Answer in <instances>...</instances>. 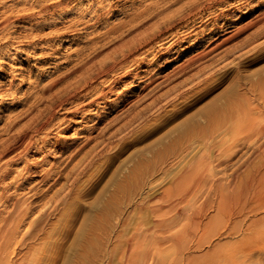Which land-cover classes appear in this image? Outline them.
Masks as SVG:
<instances>
[{
	"label": "rangeland",
	"instance_id": "rangeland-1",
	"mask_svg": "<svg viewBox=\"0 0 264 264\" xmlns=\"http://www.w3.org/2000/svg\"><path fill=\"white\" fill-rule=\"evenodd\" d=\"M229 105L264 128V0H0V139L47 122L5 166L0 193L40 207L0 235V264H264V181L217 214L184 177L224 183L264 161L251 132L210 147L208 119Z\"/></svg>",
	"mask_w": 264,
	"mask_h": 264
},
{
	"label": "bare ground",
	"instance_id": "bare-ground-1",
	"mask_svg": "<svg viewBox=\"0 0 264 264\" xmlns=\"http://www.w3.org/2000/svg\"><path fill=\"white\" fill-rule=\"evenodd\" d=\"M262 18V15H261ZM181 20V19H180ZM178 22V21H177ZM121 23V22H120ZM122 24V23H121ZM172 24H173V20H168L165 18H162L160 20V22L158 23L157 26V30L158 32L162 33V32H167L172 28ZM176 25V24H175ZM118 26V25H117ZM118 28V27H117ZM150 39H152L151 36H147L145 38H143V40H139V43L144 41H150ZM227 41V39H226ZM135 45V44H134ZM134 45H127L124 46V48L121 49L120 54L122 57V60L125 59L134 49ZM141 46V45H140ZM218 47V46H216ZM215 47V48H216ZM119 57V56H118ZM116 58V57H115ZM120 59V58H119ZM113 63V62H112ZM116 63V61H115ZM87 65V64H86ZM111 65V64H110ZM109 66H107L106 68L108 69ZM113 65V64H112ZM93 68H95V64L87 66V70L85 71V74H87V77L85 75L82 76L81 79H79L76 83V85L74 87H72L73 92L78 91L80 88H83L85 85H87L88 81H90L91 79H93L94 77V70ZM113 67L111 66V69ZM101 69V68H100ZM108 71V70H107ZM102 72V71H101ZM96 75V74H95ZM66 89V88H65ZM59 92V91H58ZM60 94V93H59ZM63 94V93H62ZM52 98V97H51ZM53 100V99H52ZM62 101V100H61ZM62 103V102H61ZM234 104V103H232ZM237 104V103H235ZM242 104V103H241ZM231 105V104H230ZM229 105V106H230ZM256 105V104H255ZM258 105V104H257ZM49 106V105H48ZM227 107L224 115L222 116L224 119L222 122H220V116L218 114H214L212 117H210L208 119L209 121V125L211 128V134H216L218 136H222L217 142H211L210 143V147L213 149L216 148H220L222 147L226 141H224L226 138V140L228 141V138H236L238 139L240 136H242V139H247V132H251L253 133V137L255 136L254 134H256L258 137H262L264 136V128H259L255 129L253 128V125L251 126L250 123L248 126V121L251 119V115L250 117L246 116V110L245 107H238L236 105L234 106H230ZM254 109V107H252ZM251 109V108H250ZM257 109H255L256 111ZM259 112H260V108H258ZM249 111V110H248ZM251 111V110H250ZM37 112V111H36ZM35 112V113H36ZM40 112V111H39ZM43 113V112H42ZM252 113H254V110L252 111ZM257 112H255V116ZM41 112L39 114H35L33 117H31L27 124L22 127L20 130H16L13 132V134L6 140H1L0 139V191L1 190H5L7 189V185L9 186L10 183H8V181L6 182L7 179H9V176L14 172V170L6 168L7 165H15V163L19 160H23L22 155L27 153V148L26 145H29L27 143H29L28 140H30L31 134H38L40 133V131L43 129L45 123H47L46 121H44L41 117ZM43 115V114H42ZM221 115V113H220ZM226 115V116H225ZM51 116V115H50ZM219 116V125H217L218 123H216V125H214L215 120L218 119ZM259 117V116H258ZM257 117V118H258ZM256 118V119H257ZM255 119V118H254ZM261 119V117H260ZM259 119V120H260ZM207 121V122H208ZM252 121V120H250ZM255 121V120H253ZM257 121V120H256ZM262 121V119H261ZM259 121V122H261ZM206 123V122H205ZM257 123V122H256ZM203 125V124H202ZM206 125V126H207ZM257 125V124H256ZM261 126V125H260ZM204 127V126H203ZM257 127V126H255ZM5 128V127H4ZM208 129V127H207ZM222 129V131H221ZM6 130V129H5ZM201 130V129H200ZM205 130V129H204ZM203 130V131H204ZM202 131V133H203ZM8 132V131H7ZM206 132V130L204 131ZM193 134V133H191ZM197 134V133H196ZM205 134V133H204ZM246 134V135H245ZM250 134V133H249ZM195 135V134H194ZM198 135V134H197ZM239 135V137H237ZM199 136V135H198ZM246 136V137H245ZM211 137V136H210ZM251 137V136H250ZM223 138H225L223 140ZM211 139V138H209ZM241 139V140H242ZM252 139V137H251ZM240 140V141H241ZM248 140V139H247ZM256 140V139H255ZM246 141V140H245ZM254 141V140H253ZM241 142H244L243 140ZM252 142V141H251ZM255 142V141H254ZM218 143V145H217ZM258 143V142H257ZM244 144V143H243ZM251 144V143H250ZM217 145V146H216ZM258 145V144H257ZM24 147V148H23ZM262 147V146H261ZM254 148V147H253ZM260 148V147H259ZM258 148V149H259ZM211 150V149H210ZM209 150V151H210ZM219 149H216V151L218 152ZM222 150V149H221ZM260 150H262L260 148ZM208 151V150H207ZM206 151V152H207ZM208 151V152H209ZM253 151V150H252ZM259 151V150H258ZM80 151H75V153H73L70 157H68L69 159L74 158L76 155H78ZM205 152V151H204ZM207 152V153H208ZM220 152V151H219ZM218 152V153H219ZM222 152V151H221ZM220 152V153H221ZM255 152V151H254ZM260 152V151H259ZM23 153V154H21ZM206 153V154H207ZM210 153H214L213 151ZM13 155L11 158H9L8 160H5L4 162H1V160L3 159V157L7 156V155ZM204 153V156L206 155ZM208 155V154H207ZM255 155V154H253ZM252 155V156H253ZM258 155V154H256ZM203 156V157H204ZM245 156V155H244ZM251 156V155H250ZM243 157V155H242ZM257 157V156H255ZM248 158V157H247ZM258 158V157H257ZM264 159V158H262ZM259 160V162L262 161ZM239 160V159H238ZM255 160V159H254ZM258 160V159H257ZM24 161V160H23ZM237 161V160H236ZM239 162V161H238ZM246 162V161H245ZM19 163V162H18ZM224 163V164H223ZM229 162L227 161V163L225 164V162H220L218 163V166H221L222 164L225 165L226 167H228ZM230 164V163H229ZM237 164V163H236ZM243 164V163H242ZM255 164V163H254ZM259 164V163H258ZM253 165L251 167H249L250 169H248V173L246 175V178L241 179L239 174L235 173L233 175H231V178H229L227 180V182L225 183H219L217 181V183H214L213 179H209L210 176H202L199 177L197 179H195L194 176H192L191 174H187L186 176H184L185 178H187L188 180H192L193 183L197 184V185H202L203 187H206L207 193H206V199H212V203L216 202V212L217 214H221L223 212L226 211V207H228L230 204L233 203H237V201L239 200L240 197V189H244L245 187L250 186V184L252 185L253 182L256 180L258 182H262L264 181V161H262V163H260L259 165ZM60 165V164H59ZM6 166V167H5ZM64 166V165H63ZM62 166V167H63ZM236 166V165H235ZM10 167V166H9ZM61 167V168H62ZM77 167V166H76ZM80 167V166H79ZM223 166H221L222 168ZM232 167V166H231ZM248 167V166H247ZM219 168V167H218ZM235 168V167H234ZM25 170L29 171V169L27 168V166L24 168ZM65 168H62L61 170H59L58 172H56V181H58L60 179L61 176L65 175ZM224 170H227V168L225 169L222 168ZM239 169V168H238ZM232 170V169H231ZM230 170V171H231ZM68 171V170H67ZM78 171V170H77ZM81 171V170H80ZM237 172V170L235 171ZM190 173V172H189ZM229 174V173H228ZM185 175V174H183ZM211 175V174H210ZM225 175V174H224ZM49 173L45 172V174H43V176L41 177V183L47 182L48 178H49ZM62 178V177H61ZM13 179H15V177H13ZM28 179V178H27ZM35 178H32L28 181V185L30 186V184H32L33 180ZM12 180V179H11ZM216 180V179H215ZM226 180V179H225ZM54 181V182H56ZM222 181V180H220ZM224 181V180H223ZM10 182V181H9ZM191 182V181H190ZM35 183V182H34ZM54 184V183H53ZM256 184V183H255ZM260 184V183H259ZM33 185V184H32ZM25 184L19 185L17 188L19 190H24L25 189ZM17 188H15L17 190ZM29 189L28 192H31L32 190L35 189V187H27ZM53 188V187H52ZM251 188V186H250ZM27 189V190H28ZM6 191V190H5ZM4 192V191H3ZM34 193V192H33ZM30 194V193H29ZM18 195H6L4 193H0V235L5 234L9 237H14L19 233L20 227L23 225V223H25L31 214H34L37 210L38 207H40V205H37V203L35 204V202H30V204L27 205V201L26 200H21L19 198H17ZM42 196V195H41ZM254 196V195H253ZM256 196V195H255ZM242 197V196H241ZM245 198V197H244ZM46 201V200H45ZM50 201V200H49ZM147 201V200H145ZM208 201V200H207ZM48 202V201H47ZM52 202V201H51ZM211 202V201H210ZM49 203V202H48ZM247 201H244L243 204L240 205V207H237L236 209V213L232 210L229 211V215L230 217L235 215H241L243 212V208L246 205ZM43 204V203H42ZM46 205V203H45ZM50 206V205H49ZM45 210V209H44ZM231 212V213H230ZM11 223V224H10ZM32 225V222L30 223L29 226ZM23 228V227H22ZM27 233V232H26ZM18 236V235H17ZM8 238V237H7ZM14 239V238H13ZM8 240V239H7ZM11 240V239H10ZM6 248V247H5ZM1 250V248H0Z\"/></svg>",
	"mask_w": 264,
	"mask_h": 264
}]
</instances>
